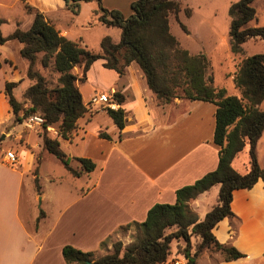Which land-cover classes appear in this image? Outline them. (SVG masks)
<instances>
[{"label":"crops","instance_id":"obj_1","mask_svg":"<svg viewBox=\"0 0 264 264\" xmlns=\"http://www.w3.org/2000/svg\"><path fill=\"white\" fill-rule=\"evenodd\" d=\"M26 5L43 13L63 36L77 41L72 39V28L81 23L71 17L76 14L66 9L64 0H0L3 35L10 34L16 27L29 28L33 14L27 11ZM106 9L118 8L113 5ZM5 24L10 26L7 33L2 28ZM110 30L114 33L113 40L118 42L121 32L116 27ZM15 41L0 44V148L13 147L19 159L17 166L0 161V264H66L61 249L67 244L98 253L102 241H121L118 230L128 223L144 221L147 211L156 203H174L178 188L194 183L217 167L219 147L213 142L214 104L176 98L170 104L159 105L136 62L127 65L125 73L120 75L105 68L103 60H97L86 74L87 79L93 65L99 63L103 79L102 82L95 81L92 93L122 94L124 101L116 103L117 108L126 111V123L119 130L108 115V107L78 119L73 136L63 141L69 145L81 144L80 154L73 157L89 158L97 166L92 172L79 176H86L85 184L77 189L69 202L58 208V215L48 231L39 233L41 224L48 218L46 211L43 210L44 216L38 221V217H30L32 223L28 225L21 215L20 201L25 179L33 181L30 174L34 165L32 148H42V136L38 135L31 146L30 133L15 130L14 114L4 95L6 81L18 82L14 95L17 90L24 92L31 84L26 76L28 61L20 55L21 43L17 41V45ZM235 96H240L238 90ZM262 103L259 108L264 110ZM100 132L110 138L100 137ZM23 147L26 150L22 151ZM244 149L247 151V147ZM256 155L264 168V131L257 140ZM245 166L247 168V164ZM219 188L214 185L189 202L199 220L217 203ZM209 193L214 194L215 203L202 212L201 203ZM36 198L42 202V190L40 194L36 192ZM231 210L234 217L222 219L213 233L220 243L235 247L244 257L224 261L219 255L214 264H264L263 181L259 179L249 189L234 190ZM136 230L137 227L131 225L121 231L133 234ZM111 245L112 241L107 244L106 251L111 250ZM176 255L179 258L162 264H174L176 260L186 264L181 254Z\"/></svg>","mask_w":264,"mask_h":264},{"label":"trees","instance_id":"obj_2","mask_svg":"<svg viewBox=\"0 0 264 264\" xmlns=\"http://www.w3.org/2000/svg\"><path fill=\"white\" fill-rule=\"evenodd\" d=\"M87 1L92 0H64L66 9L73 14L78 13L80 2ZM96 1L98 21L121 29L118 42H113L109 36L101 39L99 52L63 36L43 13L28 5L25 7L33 13V20L27 29L16 27L10 34L3 35L1 26L4 20L0 18V44L9 40L21 43L20 55L29 64L26 76L33 81L23 92L22 100L14 95L18 82L6 81L4 84V95L14 114V122L19 124L26 115L39 114L45 120V129L55 125L60 136L68 139L76 129L78 119L87 112L77 82L86 79L92 64L101 59L105 68L123 75L126 66L136 62L159 105L170 104L176 98L214 104L213 142L219 147L218 163L214 170L194 183L178 188L174 203H156L149 208L144 221L122 227V230L131 225L137 227L138 232L127 245L116 240L111 250L96 255L94 251H83L67 244L61 249L64 261L66 264H162L167 261L173 240L184 243L183 251H179L180 245L177 244L176 253L186 259V264H197L200 253L210 248L220 252L224 261L244 257L235 247L220 243L213 229L222 219L234 217L231 210L234 190L249 189L259 179L264 184V168L256 155V143L264 131V110L259 108L264 100V53L241 59L232 79L240 96L229 95L224 88L214 85L209 58L204 53L191 54L170 32V14L178 20V14L183 11L179 0H135L127 18L119 10L103 8L101 1ZM254 1L238 0L228 8L230 49L234 54L242 53V44L248 39L264 41V26L249 25L256 17ZM190 12V9H184L187 16ZM40 53L41 64L46 66L52 61L59 73L55 88H49L45 77L33 68ZM74 67L80 69V76L72 72ZM110 96L119 104L124 101L120 93ZM107 112L116 127L123 129L126 111L119 107L108 108ZM99 136L110 138L103 132ZM42 145L74 177L90 173L97 166L89 158L75 157L79 169L71 167L59 141L46 134L42 137ZM246 147L247 171L242 174L232 162ZM35 175L34 183L40 194L41 186ZM214 185L220 187L217 203L199 220L189 202ZM43 216L41 210L37 221ZM192 236L200 239L193 252ZM105 243L102 241L100 246Z\"/></svg>","mask_w":264,"mask_h":264},{"label":"rangeland","instance_id":"obj_3","mask_svg":"<svg viewBox=\"0 0 264 264\" xmlns=\"http://www.w3.org/2000/svg\"><path fill=\"white\" fill-rule=\"evenodd\" d=\"M101 6L103 8H109L110 6H116L125 18L129 17L131 14L130 5L135 0H100ZM181 3V11L178 16V20L173 14L169 16V26L170 32L179 42L180 46L186 50L193 52L191 54H196L197 52H203L210 60L211 72L214 77V85L217 88H224L227 94H237V90L233 85L231 74L235 70L236 63L240 58L247 57L253 54L264 53V41L260 39L253 38L248 39L244 44H242V53L234 54L230 49V37H229V26L230 18L228 16V8L231 3L238 0H179ZM255 11L256 17L249 23L250 26H264V0H255L252 3ZM190 9V15L187 16L184 13V9ZM98 9V3L96 0L89 2H82L80 4V9L76 16L72 15L77 21H80L81 25L72 28V39H76L83 46L92 50L93 52L100 51V41L104 36H109L113 42L114 33L111 27H116L121 32V29L117 26H107L100 23L99 16L95 15V10ZM68 12V11H67ZM70 12V11H69ZM71 13V12H70ZM33 14V13H32ZM183 24V27L181 26ZM4 33L9 32V25H3ZM120 36V35H119ZM120 37H118L119 39ZM117 39V40H118ZM19 45L17 41L14 42ZM198 54V53H197ZM42 54H38L36 63L34 65V70H37L45 77L46 83L49 88H55L58 85L59 73L54 68L53 62H49L46 66L41 64ZM14 58V57H13ZM77 76H80L81 72L78 67H74L72 70ZM88 72V71H87ZM1 76V71H0ZM1 78V77H0ZM103 75L99 68V63L94 64L91 72L87 79L80 80L78 82V89L83 96L84 106L87 112L81 118H85L92 115L94 111L106 109L105 105H91L88 103L90 94L93 91V86L98 81L102 82ZM97 81V82H95ZM33 81L31 80V83ZM1 84V82H0ZM15 96L17 98L23 99V91H16ZM89 96V97H88ZM175 100V99H174ZM184 100V99H183ZM28 103L26 104V107ZM264 109V101L261 105ZM31 115H26L22 122L15 123V130H24L26 133H30V145L33 146L38 135L42 136L46 134L52 139H57L60 143V148L67 155L71 167L75 169L78 168V163L74 160L73 156L80 154L83 149L82 145H69L63 141L60 136L57 126L52 125L46 129L43 126L33 125L28 126L25 124L26 118ZM39 115V114H38ZM80 119V118H79ZM106 119V118H104ZM102 119L101 121H103ZM78 124L76 126V129ZM73 131L72 135L76 131ZM89 132L92 129H88ZM9 140H7L8 142ZM7 144V143H6ZM42 145V144H41ZM28 147L29 144H27ZM39 150L38 148H32L34 151V165L30 174L32 179H25V188L22 192L20 201L21 215L26 219L27 224L31 225L30 217H38L41 210H45L48 218L41 224L39 233L44 234L48 231V228L53 223L54 219L58 215V208L66 204L74 197L75 192L80 186H83L86 182V176L74 177L53 155L49 154L44 148ZM22 151L26 150V147L21 148ZM13 151V147L0 148V161H4L11 165L6 159L5 154L7 151ZM18 157V156H17ZM74 160V161H73ZM19 161V159H18ZM248 161V154L246 149L242 150L233 162V167L240 173L246 172V164ZM19 162L16 164V166ZM15 166V165H12ZM0 167V171H1ZM29 174V176H30ZM37 174L39 177V184L43 193L42 202L36 198V186L34 183V175ZM36 176V175H35ZM30 181V182H29ZM214 194H208L207 198L203 203H201L200 210L202 212L209 210L211 206L215 203ZM203 216V215H202ZM201 216V217H202ZM203 219V217L201 218ZM122 230V229H121ZM118 230L119 237L122 238L121 242L127 245L133 239L136 231L132 234L128 232H122ZM58 231V230H57ZM138 232V231H137ZM131 234V235H130ZM55 238H58L55 237ZM112 243L115 239H106V243L99 247L98 253L96 255H103L106 251V246L109 242ZM200 242L199 237L192 236L191 251L195 250V247ZM179 243V251H183L184 243L182 241L173 240L170 245V254L167 260L172 258H179L176 255V246ZM112 247V245H111ZM104 252V253H103ZM222 256V254L213 249H204L199 257L197 264H214L215 259ZM223 257V256H222Z\"/></svg>","mask_w":264,"mask_h":264},{"label":"built area","instance_id":"obj_4","mask_svg":"<svg viewBox=\"0 0 264 264\" xmlns=\"http://www.w3.org/2000/svg\"><path fill=\"white\" fill-rule=\"evenodd\" d=\"M88 103L91 105H105L108 108H112V109L117 108L116 101L113 100L110 94L106 91L92 93L88 99ZM44 122L45 120L42 116L38 114H31L26 118L25 124L28 126H33V125L43 126ZM5 159L12 165L13 164L16 165L18 163V157L11 150L6 152ZM174 264H179V261L178 260L174 261Z\"/></svg>","mask_w":264,"mask_h":264}]
</instances>
